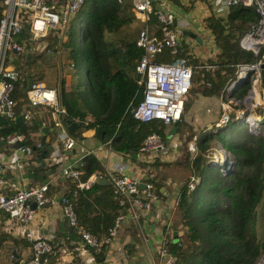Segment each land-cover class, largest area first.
I'll return each mask as SVG.
<instances>
[{
    "label": "trees",
    "instance_id": "trees-1",
    "mask_svg": "<svg viewBox=\"0 0 264 264\" xmlns=\"http://www.w3.org/2000/svg\"><path fill=\"white\" fill-rule=\"evenodd\" d=\"M204 19L213 44L212 55L196 58L188 52L183 41L178 46V55L185 57L195 71L189 93L215 96L234 79L237 65L252 63L259 56V53L252 55L238 45L240 36L256 21V16L253 8L236 5L228 9L225 18L209 15ZM140 27L141 23L126 2L84 0L67 31L66 61L57 85L45 84L57 89L58 101L64 108L63 123L67 119L79 120L77 129L70 135L78 140L81 131L92 130L91 136L96 141L109 140V148L123 156L136 152L147 134L155 132L165 140V131L167 128L170 131L161 121H139L130 112L143 90L134 73L141 54L134 44ZM40 57L43 56L30 54L23 59L14 58L13 64L18 71L13 96L16 112L24 105V86L18 88V84L26 78L42 80L44 74L35 66L36 62L42 61ZM165 59H168L167 55ZM81 70L83 82L79 79ZM72 75L76 77L74 80ZM248 88L249 84L243 82L232 90V96L242 99ZM186 101L187 98L180 119L173 123L176 130L184 124L181 118ZM36 108L29 125L9 121L0 133H26L30 128L35 129L42 119L48 124L46 108ZM260 110L264 119V107ZM86 118L89 120L83 125ZM245 128L242 120L231 118L212 134L229 153L230 166L206 156L207 139H197V152L191 158H185L184 166L189 175L179 189L175 205L178 234L175 238L169 233L163 235V245L174 257L173 264H255L264 255V124L257 122L249 132ZM40 138L43 141L45 136ZM43 144L46 145L44 141ZM75 167L83 171L78 181H84L95 172L107 179L92 153L84 155ZM190 177L198 179L192 190L187 187ZM65 180L67 187L61 196L72 208L75 227L96 239L106 235L118 215L126 214L128 205L125 202L119 204L121 196L112 184L93 181L88 187L80 188L77 180ZM56 189L48 184L46 194L53 196ZM153 191L158 192L156 187ZM102 250L96 252L98 256ZM28 259H22L21 263L8 248L4 264H26ZM46 264H50L49 254Z\"/></svg>",
    "mask_w": 264,
    "mask_h": 264
},
{
    "label": "built area",
    "instance_id": "built-area-1",
    "mask_svg": "<svg viewBox=\"0 0 264 264\" xmlns=\"http://www.w3.org/2000/svg\"><path fill=\"white\" fill-rule=\"evenodd\" d=\"M190 0H182L187 3ZM206 8V12L214 17L225 18L230 7L242 5L253 8L256 21L249 24L246 31L238 40L239 47L252 55H257L264 46V0H200ZM118 3L126 2L134 17L141 23L134 44L141 54L134 66V73L138 76L137 84L142 85V95L139 101L131 106L132 117L139 121L158 120L167 127L180 119L183 104L191 89L194 68L187 63L185 57L178 55V46L182 40L183 30L186 24L176 20L171 3L173 0H116ZM84 0H0V116L4 123L0 125V131L9 121H14L21 116L22 123L29 125L32 115L38 110L36 107L46 108L48 124L42 119L37 125L53 128L56 133V141L61 143L62 149L68 151L76 144V139L70 135L63 123L64 108L58 101L57 89L47 87L42 81H31L26 87V81L18 84V88L24 86V105L16 113V101L13 98L18 79V71L13 63L14 58L23 59L27 55L52 56L59 59L66 52L64 42L71 20L82 8ZM202 30L207 31L205 25ZM209 34V31H207ZM211 40V39H210ZM51 45L53 47L51 48ZM168 57L166 60L165 57ZM164 59H161L163 58ZM160 59V60H158ZM58 61V60H57ZM63 63V61L61 62ZM260 56L252 63L237 65L234 79L226 87V92L231 93V83L238 81L249 84V88L242 99H234L236 109L223 111L218 122V127L225 126L230 119L242 120L248 130L255 127L256 122L251 116V107L262 106V102L256 101L258 86V66ZM259 81V80H258ZM238 85V86H239ZM236 88V87H235ZM250 97L247 108H239L243 99ZM253 99H255L253 101ZM239 104V105H240ZM245 104V103H244ZM243 104V105H244ZM35 108V109H33ZM88 118L82 121L85 125ZM79 125L78 119L72 120ZM50 124V125H49ZM169 130L165 131L166 137H170ZM39 134V128L28 129L26 133L12 131L0 133V223L4 214L16 228H19L21 237L29 243L30 255L26 264H46L47 254L50 253L51 244L43 237L33 235L30 222L33 218V210L28 205L34 201L35 208L45 205H54L56 201L61 204L62 214L70 227L77 229L82 243L95 252L105 245H109L117 233L123 216L118 215L113 224L107 229L106 235L96 239L81 228L75 227V215L69 203L59 196L53 198L46 194L50 178L46 183L36 182L28 186L16 187L12 182L13 171L24 172L25 168H36L39 165L33 147L44 148ZM19 142L18 147H12ZM109 140L100 146H108ZM5 151V152H4ZM94 153L93 149L85 150V154ZM136 154L143 163L155 160H167L169 146L165 140L155 133L147 134ZM208 157L218 162H225L230 166L231 158L221 148L215 147L208 150ZM57 160L48 156L44 159L47 167L56 166ZM76 162L66 163L60 168L61 177L77 180L80 188L88 187L96 179H102L100 173H91L84 181H78L83 171L75 167ZM123 165L116 161L109 168L107 182L112 184L114 191L120 194L119 204L127 203L139 210H150L152 202L157 199L153 191L152 177H129L122 174ZM46 170L40 174H45ZM52 178V177H51ZM198 179L190 177L187 183L189 190L194 188ZM143 187L139 189V184ZM161 264H173L171 256L162 244L158 251Z\"/></svg>",
    "mask_w": 264,
    "mask_h": 264
},
{
    "label": "crops",
    "instance_id": "crops-1",
    "mask_svg": "<svg viewBox=\"0 0 264 264\" xmlns=\"http://www.w3.org/2000/svg\"><path fill=\"white\" fill-rule=\"evenodd\" d=\"M171 7L176 20L180 23H187L181 41L186 44L188 52L200 59L210 57L213 53V44L211 40L209 41L212 47L211 44L205 43L208 30L203 31L202 26H200V24L203 25L204 18L209 16L202 2L190 0L185 4L182 0H173ZM201 37L205 38L204 44L197 46L198 43L203 42ZM196 38H199V41ZM205 46L206 48H204ZM201 48H204L203 51ZM255 91L257 93L256 101L262 102L264 106V87L258 83ZM194 95L191 92L188 93L186 107L181 118L184 124L178 130L175 127V130L169 133L170 137L167 139L169 155L168 159L164 161L160 159L151 163H143L137 154L135 158H132L129 154L123 156L114 153L108 150L106 146H100L101 143L91 136L92 130L81 131L75 146L68 151H64L61 143L56 141L54 131H48L43 135L45 136L43 141L51 147L48 152L49 156L59 159L54 168V174L50 178V184L57 187L53 198L60 196L67 187V181L59 173L61 166L74 161L79 164L85 150L89 149L94 150L93 156L107 175H109L111 165L118 161L124 166L122 174L142 178L149 175L152 177L153 188L156 187L158 190L156 192L157 199L152 202L150 210H139L133 206H127L126 214L121 219L115 237L109 245L103 247L100 256L82 243L76 228L68 225L58 201L54 205L34 208L33 218L29 226L33 235L46 238L53 247L49 253L50 264H160L158 251L163 244L164 232L169 233L172 238V227L174 226L175 235L178 234L175 205L179 189L188 176L184 161L186 157L191 158L193 155L191 147L193 142H197V139L198 141L207 139L209 150L221 147L229 155L215 141L216 138L212 134L217 133L218 129L221 128L215 125L220 114L228 109L232 111V109L238 108H234L237 106L233 102L236 98L232 96V92L228 94L225 90L215 96ZM240 103H238L239 108H247L248 103L244 105ZM260 108L262 106L257 108L252 106L251 116L256 122L262 123L264 119H262ZM188 135H191V143L186 137ZM21 174L18 171H13L12 175L19 177ZM34 182L37 181L34 180ZM15 186L22 187L26 184L20 182ZM10 222L3 214L0 223V264H4L6 259L4 251H7L8 248L21 259V263L22 259H27L30 255L29 243L22 239L19 228H16L14 224L10 225ZM61 228L64 230L63 233Z\"/></svg>",
    "mask_w": 264,
    "mask_h": 264
},
{
    "label": "water",
    "instance_id": "water-1",
    "mask_svg": "<svg viewBox=\"0 0 264 264\" xmlns=\"http://www.w3.org/2000/svg\"><path fill=\"white\" fill-rule=\"evenodd\" d=\"M198 41H199V38H196ZM260 64L258 66V82H259V85L263 86L264 87V46L262 47L261 51H260ZM26 87L28 88L30 86V79L29 78H26ZM239 83L238 81H233L231 83V88L230 90H234L235 87H238ZM251 100H250V97H246L243 99V104L244 103H249ZM229 116L232 115V113L229 111L228 112ZM21 118V116H18L16 117L15 121H18L19 119ZM4 118L2 116H0V125L2 123H4ZM262 123H264V120L262 121ZM64 124H65V127H66V130L70 133L74 132L76 129H77V124L74 123L72 120H65L64 121ZM38 128H39V134L40 135H45L48 131H54L53 128H50L48 129L46 126H39V125H36ZM170 133H172L174 130H175V125L172 124L170 125ZM19 145V144H18ZM50 145H46L44 148L42 149H39V148H36V147H33L32 149L35 151L37 157L39 158V165L36 167V168H25L24 172H21L22 174L19 175V177H14L12 178V182L13 183H19L21 182L22 184H26V186L29 185V181L27 180H35L39 183H46L49 178H51L54 174V171H55V166H51L50 167H47L45 165V162H44V159L48 156V152L50 150ZM131 157L132 158H135L136 157V152H131L130 153ZM122 160H125V159H122ZM43 170H46L47 171V174H40L41 171ZM20 180V181H19ZM97 183L99 184H105L108 182H106V180L104 178L102 179H96L95 180ZM143 187V184L140 183L139 184V189H141ZM54 198H56V196H54ZM28 205L30 206V208L33 210L35 208V203L34 201H29ZM61 231L63 233V228H61ZM175 227L173 226L172 227V238H175ZM65 234V232H64ZM263 260H264V257H263ZM264 264V263H263Z\"/></svg>",
    "mask_w": 264,
    "mask_h": 264
},
{
    "label": "rangeland",
    "instance_id": "rangeland-1",
    "mask_svg": "<svg viewBox=\"0 0 264 264\" xmlns=\"http://www.w3.org/2000/svg\"><path fill=\"white\" fill-rule=\"evenodd\" d=\"M215 18H219V17H215ZM203 25H204V23H203ZM200 26H202V24H200ZM196 34H199V33H196ZM206 35H207V40L205 41V43L206 44H211L210 41H209L211 39V36L210 35L208 36V34H206ZM201 39L203 40V42L202 43H198L197 46H203L205 38L201 37ZM192 40H194V39H192ZM52 47H53V45H51V48ZM211 47H212V44H211ZM204 48H206V46ZM204 48H201V51H203ZM213 51H214V49L212 50V52ZM197 52H200V51H197ZM201 53H203V52H201ZM40 55H42V53H40ZM66 55H67V51L65 53H63V55H61V57H59V59H54L52 56H43L42 55L43 57H40V59H42V61L36 62V64H35L36 68H39L41 70V72H43V74H44L43 77H42V80H41L44 84H46V85H55V86L57 85V82H58V79H59V75H60V71H61L62 67L65 65ZM62 61H63V63H61ZM75 78H76L75 76L72 77L73 80ZM79 79H80L81 82L84 81V72H83V70H81L80 73H79ZM225 91H226V88H225ZM179 126H180V124H179ZM245 129L247 131V127ZM258 130L260 131V128ZM186 137H188V139H189V141L191 143V141H192L191 135H188ZM167 139H168V137H165V141H167ZM195 143H196V141H195ZM195 143L193 142V145L191 146L192 147V153H194L196 151V144ZM18 144L20 145L19 142H15L11 146L12 147H18L19 146ZM217 145H218V143H217ZM187 175H189V173ZM29 181H30V184H33V182H34V180H32V179H30ZM176 213H177V211H176ZM4 254L6 256V251H4ZM263 257H264V255L261 256L257 260V262L255 264H263Z\"/></svg>",
    "mask_w": 264,
    "mask_h": 264
},
{
    "label": "clouds",
    "instance_id": "clouds-1",
    "mask_svg": "<svg viewBox=\"0 0 264 264\" xmlns=\"http://www.w3.org/2000/svg\"><path fill=\"white\" fill-rule=\"evenodd\" d=\"M259 96H260V94H259ZM231 117H232V115H231ZM255 122H256V120H255ZM244 123V122H243ZM257 123V122H256ZM244 125L247 127V125L244 123ZM256 126V125H255ZM248 130V129H247ZM248 131H251V130H248ZM51 168V167H50ZM20 183V182H19ZM30 184V183H29Z\"/></svg>",
    "mask_w": 264,
    "mask_h": 264
},
{
    "label": "bare ground",
    "instance_id": "bare-ground-1",
    "mask_svg": "<svg viewBox=\"0 0 264 264\" xmlns=\"http://www.w3.org/2000/svg\"><path fill=\"white\" fill-rule=\"evenodd\" d=\"M263 263H264V260H263Z\"/></svg>",
    "mask_w": 264,
    "mask_h": 264
}]
</instances>
